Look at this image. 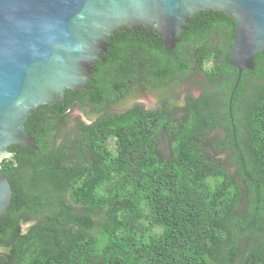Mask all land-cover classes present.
<instances>
[{
  "label": "trees",
  "instance_id": "obj_1",
  "mask_svg": "<svg viewBox=\"0 0 264 264\" xmlns=\"http://www.w3.org/2000/svg\"><path fill=\"white\" fill-rule=\"evenodd\" d=\"M235 28L225 12L202 11L174 49L144 26L117 30L84 90L29 116L38 148L14 144L0 162L13 188L0 264H264V51L230 110ZM197 72L203 93L183 108L137 103L93 124L69 114L137 89L164 95ZM173 108L184 112L171 117ZM218 129L225 135L211 142ZM161 132L173 138L168 159L156 150ZM226 150L234 171L219 157Z\"/></svg>",
  "mask_w": 264,
  "mask_h": 264
},
{
  "label": "water",
  "instance_id": "obj_2",
  "mask_svg": "<svg viewBox=\"0 0 264 264\" xmlns=\"http://www.w3.org/2000/svg\"><path fill=\"white\" fill-rule=\"evenodd\" d=\"M211 10L236 20L232 110L243 72L254 69L264 51V0H0V159L14 144L38 148L26 128L29 116L41 105L65 101L67 89L84 90L117 30L144 26L174 49L193 16ZM12 196L0 169V218Z\"/></svg>",
  "mask_w": 264,
  "mask_h": 264
},
{
  "label": "rangeland",
  "instance_id": "obj_3",
  "mask_svg": "<svg viewBox=\"0 0 264 264\" xmlns=\"http://www.w3.org/2000/svg\"><path fill=\"white\" fill-rule=\"evenodd\" d=\"M212 58H208V60L206 61V66L208 67V62H211ZM209 62V63H210ZM210 67V66H209ZM204 81L202 79L201 76L197 77V78H193V79H188L183 81L181 84L178 85H174L171 86L169 89V94H168V99L167 101H172V102H177L179 103V106L182 107L183 105H185V103L188 102V96L192 95V96H198L201 92V90L203 89L202 85H203ZM140 90H144V89H137L136 90V94L134 93L133 96H131V98L129 99V101H126L123 103V105H128V103H133V102H139L144 104V106L146 107H151L154 109H160L161 104H158L159 98H160V93H158L157 91L154 90H150L149 93L147 95H144L143 98H139L138 96L140 95ZM176 112V111H175ZM179 113H182L181 111H177L176 114L179 115ZM74 114H76V119H79L78 117L80 116V112L76 111L74 112ZM170 134L167 132H161L159 134V142H158V146L156 148L158 154L163 157V158H171L172 153H173V138L171 136H169ZM224 132L222 130H216L215 132L211 133L210 139L211 142H213L214 140L218 139V138H222L224 136ZM219 157H221L224 161V164H226L227 166H229V168L234 171L235 167L231 166L228 163V160L230 158V151L226 150L223 151L222 153L219 154ZM100 220V219H99ZM104 224V222L99 221L98 222V228L97 230ZM240 261H238L236 264H240Z\"/></svg>",
  "mask_w": 264,
  "mask_h": 264
},
{
  "label": "flooded vegetation",
  "instance_id": "obj_4",
  "mask_svg": "<svg viewBox=\"0 0 264 264\" xmlns=\"http://www.w3.org/2000/svg\"><path fill=\"white\" fill-rule=\"evenodd\" d=\"M199 76L202 77V79H203V81L205 83L206 82V77H205L204 74H202L200 72H197V74H196V76L194 78H197ZM188 79H193V78L191 77V78H188ZM148 93H149V90H146V89L140 90V95L138 97L139 98H143V96L147 95ZM202 93H203V89L201 90L200 94L198 96H196V98L199 99L201 97ZM168 94H169V90L166 92V94L160 96V98H159L160 102H158V104H161V106H160V109L158 108L159 110L166 109V107L168 106V104H167L168 103L167 99L169 97ZM129 99L130 98H126L125 100H123L121 102H117L115 104V106H111V108H108V109H99L98 110V109L94 108L93 106H91L90 102H88L84 106L75 105V106H73L70 109V113L69 114H71L72 116L76 117V114H74V112L79 111L80 112V116L79 117L83 121H85L88 124H93L94 122H96L97 120H99L100 118L106 116L109 113H111V114L112 113H123V112L127 111L128 109L133 108L137 103H139V102L135 101L133 103H131V102L128 103V105H126L127 103L125 105H123V103L126 102V101H129ZM244 101H245V97L243 98L242 102H244ZM139 104H142V103H139ZM186 105H187V103L185 105H183V106H186ZM179 108L169 109L168 112L170 113V116L171 117H178L179 115H177L176 112L178 111ZM146 109L148 110V109H154V108L146 107ZM158 109H155V110H158ZM182 112H184V110ZM74 125H75L74 121H71V123L68 124V126L66 128L71 130Z\"/></svg>",
  "mask_w": 264,
  "mask_h": 264
},
{
  "label": "built area",
  "instance_id": "obj_5",
  "mask_svg": "<svg viewBox=\"0 0 264 264\" xmlns=\"http://www.w3.org/2000/svg\"><path fill=\"white\" fill-rule=\"evenodd\" d=\"M9 155H10V154L6 155L5 157H8ZM5 157H3V158H5ZM3 158L0 159V162L3 160Z\"/></svg>",
  "mask_w": 264,
  "mask_h": 264
},
{
  "label": "clouds",
  "instance_id": "obj_6",
  "mask_svg": "<svg viewBox=\"0 0 264 264\" xmlns=\"http://www.w3.org/2000/svg\"><path fill=\"white\" fill-rule=\"evenodd\" d=\"M10 156V155H9Z\"/></svg>",
  "mask_w": 264,
  "mask_h": 264
}]
</instances>
